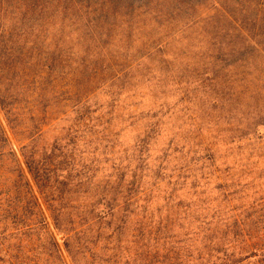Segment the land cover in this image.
<instances>
[{"label": "trees", "instance_id": "trees-1", "mask_svg": "<svg viewBox=\"0 0 264 264\" xmlns=\"http://www.w3.org/2000/svg\"><path fill=\"white\" fill-rule=\"evenodd\" d=\"M261 6L242 17L215 0L209 9L220 10L226 35L232 30L259 51L264 1ZM88 11L75 0H0V111L25 140L18 154L0 121V264H264V197L236 203L242 186L220 183L211 199L198 193L199 204L190 210L178 201L177 184L187 161L211 162L212 148L197 135L180 147L171 140L162 156H151V141L168 114L164 87L157 111L140 116L142 134L130 148L122 146L120 134L139 121L144 96L133 84L153 82L136 77L142 61L112 70L110 48L99 39L114 27L87 36ZM210 39L218 51L230 45ZM100 58L105 61L98 66ZM172 84L180 89L176 104L184 92L196 95L197 85L214 93L207 103L215 116L200 132L225 135L238 148L264 149V94L254 79L215 74ZM168 152L182 155V174L167 169Z\"/></svg>", "mask_w": 264, "mask_h": 264}, {"label": "rangeland", "instance_id": "rangeland-1", "mask_svg": "<svg viewBox=\"0 0 264 264\" xmlns=\"http://www.w3.org/2000/svg\"><path fill=\"white\" fill-rule=\"evenodd\" d=\"M212 1L214 2V0H75L78 5L88 6L89 14H84L86 26L83 25L87 36H97L109 26L114 27L109 37L103 35L99 39L101 44L110 48L108 58L111 60L112 70L120 71V67L142 61L144 64L136 68V77H149L153 82L139 86L133 84V87L144 96L138 105L139 121L133 128L125 129L120 134L122 146L130 148L142 134L146 121H140L144 119L140 116H145L147 112L151 115L157 111L156 105L159 104L162 86L165 91L162 92L166 93L162 98L167 100L169 106L162 110L164 112L168 109V114L164 118V123L160 125L159 135L153 137L151 141L150 152L153 159L163 155L162 151L168 148L171 140L180 147L185 140L197 141L195 138L197 135L205 147L212 148L211 162L188 164L190 160L187 161V173L177 184V187L181 185L177 193L178 201H181L182 205H189L190 210L196 209L199 204L198 193L204 192L203 200L211 199L218 194L215 187L220 183L227 185L238 183L242 186V192L236 197L240 198V201L236 203L252 204L264 197V173L261 169L258 170L262 167L264 155L260 158L254 156L255 153L264 154V149L257 151L254 145L238 148L234 143H226V140H223L227 139L225 135L221 137L215 132L216 135L211 136L209 131H199L208 126L211 120L208 116H215V112L211 110V103H207L210 98L207 94L214 95L207 89L208 86L205 84L203 88L197 85L196 95L184 92L183 102L176 104L180 89L174 86L172 81L188 79L189 82L192 79L211 78L215 74L217 77L238 74L254 79L264 94V46L262 50L257 51L252 44L251 46L247 42L244 44L236 32L231 30L229 36L226 35V32H223L226 28H221L224 23L220 18V10L209 9ZM215 1H218L228 13L242 17L245 14H257L263 8L261 5L264 0ZM143 4H146L148 10ZM210 37L225 38L221 40L230 45L218 51L217 47L210 45V42L212 43ZM147 54L151 55L145 61L143 58ZM100 59L102 60L98 66L105 61V58ZM238 60H242L241 63L238 64ZM243 61H247L248 64L243 65ZM120 62L123 66L118 65ZM212 85L213 90L218 89L217 84ZM180 88H184L183 85ZM224 92L225 100H228L227 90ZM262 97L264 99V95ZM0 121L19 154V147L25 142L24 138L12 133L1 111ZM47 121L48 124L43 130L49 129L53 123L51 119ZM52 137L53 133L45 135L49 141ZM261 143L264 146V138ZM181 158L182 155L168 152L167 169L172 171L173 176L182 174L186 168L181 166L184 164ZM254 165L256 166L252 169L253 173L249 176L247 172ZM25 173L35 196L39 198L30 175L26 170ZM252 177L255 178L253 181ZM163 183L165 185L167 181ZM169 188L171 185L166 188L167 192H170ZM162 189L164 187L159 192ZM42 209L51 224L45 206L42 205ZM56 238L60 242L58 235Z\"/></svg>", "mask_w": 264, "mask_h": 264}]
</instances>
